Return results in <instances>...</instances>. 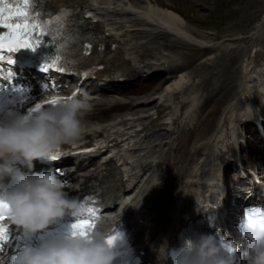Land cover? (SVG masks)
<instances>
[{
	"label": "bare ground",
	"instance_id": "obj_1",
	"mask_svg": "<svg viewBox=\"0 0 264 264\" xmlns=\"http://www.w3.org/2000/svg\"><path fill=\"white\" fill-rule=\"evenodd\" d=\"M42 2L46 9L65 5L90 13V21H85L88 32L106 49L109 42L117 45L107 51L101 75L107 83L115 85L123 79L124 84L114 91L99 88L98 98L89 97L92 108L84 118L85 134L78 142L114 144L113 158L89 169L95 155L89 156L87 163L76 166L82 172L78 189H66L77 196L101 179L108 195L121 204L119 210L124 209L134 220L135 247L145 252L144 263L162 264L176 229L193 217L199 205L206 207L203 195L207 190L213 195L216 192L214 186L207 189L210 183L218 182L212 176L220 179L234 162L231 147L239 142L233 129L237 125L244 128L250 116H264V95L248 82L249 73L264 66V6L252 29L253 41L246 46L250 42H245L246 19L258 14L248 7L250 2L241 16L225 26L222 43L217 38L203 40L172 7L159 6L157 0L143 4L136 0ZM260 4H256L259 10ZM159 74L167 76L156 85L151 80ZM142 77H148L146 82L150 83L138 90L134 86L143 83ZM88 89L93 91L90 86ZM245 96L247 101L242 103ZM221 98L225 104L213 125L214 105ZM211 101L213 105L204 112ZM107 112L113 114L103 120ZM193 133L195 139L191 140ZM128 146L130 149H125ZM126 159L124 178L119 162ZM68 172L66 169L62 178L72 179Z\"/></svg>",
	"mask_w": 264,
	"mask_h": 264
},
{
	"label": "clouds",
	"instance_id": "obj_2",
	"mask_svg": "<svg viewBox=\"0 0 264 264\" xmlns=\"http://www.w3.org/2000/svg\"><path fill=\"white\" fill-rule=\"evenodd\" d=\"M36 104L26 111L12 102L0 108V203L8 206V223L26 238L9 264H118L130 252L126 234L107 222L87 235L74 234L71 223L57 229L66 218L84 216L85 208L56 171H32L34 161H48L63 145L82 140L90 98L79 93ZM241 235L247 241L243 254L237 244L229 251L216 235L201 233L171 254L173 264H241V257L264 264V218L245 216Z\"/></svg>",
	"mask_w": 264,
	"mask_h": 264
},
{
	"label": "snow or ice",
	"instance_id": "obj_3",
	"mask_svg": "<svg viewBox=\"0 0 264 264\" xmlns=\"http://www.w3.org/2000/svg\"><path fill=\"white\" fill-rule=\"evenodd\" d=\"M67 11L62 12L59 16L50 20H41L37 17L39 13H34L31 9L30 0H15V3L9 0H0V28L6 29L0 35V61H6L9 65L13 63L12 54L20 49H29L35 51L38 47L44 44L45 47L56 45V55L52 57L48 55L45 62L41 65L43 71H49L52 68L63 71L60 66L62 58L67 59V45L60 43L58 36L61 35V30L64 27L65 17L68 16ZM49 37L51 42H49ZM90 47V45L88 46ZM11 54V55H6ZM11 76L12 73H9ZM77 93L73 92L71 95L75 96ZM70 98V97H69ZM63 98L54 97L44 103L55 104ZM42 104H36V108H40ZM84 151H95L94 149H85ZM63 155L61 148L58 149L48 161L54 162L61 158ZM57 174L59 170L57 169ZM82 206L85 208L84 216L74 219L69 225L74 234L87 235L100 220L98 213L99 207L89 206V201L84 200ZM8 206L0 203V245L7 242L9 239V225L3 223L8 220ZM245 216L252 220L253 217L264 218V214L260 212L253 213L246 211ZM229 251H235L234 242H225L223 238L220 240ZM0 264H3L0 261Z\"/></svg>",
	"mask_w": 264,
	"mask_h": 264
},
{
	"label": "rangeland",
	"instance_id": "obj_4",
	"mask_svg": "<svg viewBox=\"0 0 264 264\" xmlns=\"http://www.w3.org/2000/svg\"><path fill=\"white\" fill-rule=\"evenodd\" d=\"M136 1L139 4H143L144 3L143 1H145V0H136ZM251 1L252 0H196V1H194V0H157V4L159 6H162V7H168V8L172 7V10L183 18V20L185 21V24H188V26H190V28H192L193 31L196 32L197 36H199L203 40L210 41L214 38L215 39L217 38V40L219 39L218 41H221V43L225 40V38H222L225 35V32H224L225 26H227L228 24H232L235 21V19H237L239 16H241L240 13H242L243 9L246 10L248 7L251 6L252 10L255 8L254 11L255 10H256V12L258 11V14H257V16H254L251 14L246 19L245 24H247L248 29L245 31L244 35L246 37H248V39L246 38L245 42H247L248 40L250 41V42H248V44H246V46H247V45H250L252 43L251 41H253L250 39V36L253 33L252 29L258 24L257 21L260 19L259 14L262 12V9H261L262 5L264 6V0H262V2H261V0H253L252 2ZM248 2H250L249 6H248V4H249ZM252 3H254V4H252ZM258 3H261L260 4V6H261L260 10L258 9V5H256ZM255 5H256V7H255ZM246 32H247V34H246ZM200 34L201 35L204 34V36L202 37ZM207 34H208V36H207ZM214 34H216V35H214ZM221 34H222V37L220 36ZM217 36H219V37H217ZM208 37H209V39H208ZM192 48H194V47H192ZM182 49H185V48L182 47ZM192 51L195 52L196 50L191 49L190 52H192ZM152 54L153 53H151L150 56H152ZM200 59H198V62L200 61ZM185 70H187V72H188L189 68H186ZM165 76H167V75L166 74H161V75L159 74V76L154 75L151 81H153L154 84L156 83V85H157L164 80ZM146 78H148V77H142L140 82L141 83L143 82V83L141 85H139V83H137L136 86H134V87L137 88L138 90L143 89L145 87V86H143L144 83H150V82H146L147 80H149ZM161 86H162V84H161ZM149 90H147L143 94H146ZM138 96H140V95H138ZM228 98L229 97L227 96V99ZM116 99L119 101L124 100V99H121L118 97H116ZM125 100H129V102L131 101L128 98H126ZM219 100L220 101H218V103H216L214 105V108H216L215 111L217 110L216 111L217 113L215 112L214 115H212L213 116V125L216 124L217 117L220 113V110H221L222 106L225 104L224 98L223 99L221 98ZM213 102L214 101H211L207 104V106L204 108V112L207 111V109L211 108V106L213 105ZM210 124H212L211 120H210ZM213 128H214V126H213ZM250 128L248 127L245 130V135L248 138L247 140L250 143H249V145L243 146L244 149H242V150H243V156L244 157H246V153H248L250 146L256 147V145H258V144H255V143H257L256 142L257 140L255 138L256 135L252 131V129H250ZM198 131H199V129L197 130V133H198ZM194 134L195 133L190 135L191 140L195 139L193 137ZM197 136L198 135H196L195 137H197ZM239 139L242 140V138H239ZM248 160H250L249 157H248Z\"/></svg>",
	"mask_w": 264,
	"mask_h": 264
}]
</instances>
